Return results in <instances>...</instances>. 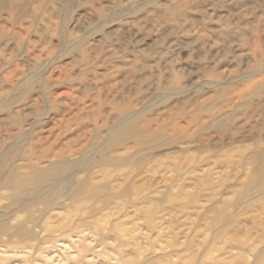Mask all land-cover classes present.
<instances>
[{
    "label": "rangeland",
    "instance_id": "obj_1",
    "mask_svg": "<svg viewBox=\"0 0 264 264\" xmlns=\"http://www.w3.org/2000/svg\"><path fill=\"white\" fill-rule=\"evenodd\" d=\"M0 264H264V0H0Z\"/></svg>",
    "mask_w": 264,
    "mask_h": 264
}]
</instances>
